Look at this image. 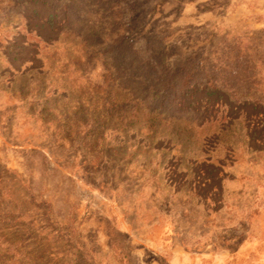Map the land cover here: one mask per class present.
<instances>
[{"label": "rangeland", "instance_id": "rangeland-1", "mask_svg": "<svg viewBox=\"0 0 264 264\" xmlns=\"http://www.w3.org/2000/svg\"><path fill=\"white\" fill-rule=\"evenodd\" d=\"M0 264H264V0H0Z\"/></svg>", "mask_w": 264, "mask_h": 264}]
</instances>
